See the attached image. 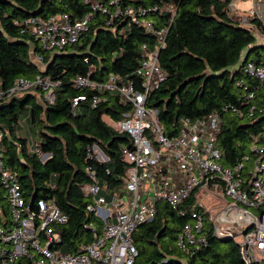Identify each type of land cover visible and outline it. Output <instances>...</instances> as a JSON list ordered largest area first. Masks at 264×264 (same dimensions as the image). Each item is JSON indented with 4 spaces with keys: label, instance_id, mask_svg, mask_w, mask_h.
<instances>
[{
    "label": "trees",
    "instance_id": "16d2710c",
    "mask_svg": "<svg viewBox=\"0 0 264 264\" xmlns=\"http://www.w3.org/2000/svg\"><path fill=\"white\" fill-rule=\"evenodd\" d=\"M230 1L120 0L110 5L108 0H102L108 12H101L93 11L84 0H0V90L8 89L17 77L32 79L37 74L58 82L51 103L43 99L39 90L0 99L3 163L17 172L26 203L30 199L33 203L38 198L52 199L67 217L65 223L53 225L60 237L54 248L75 252L90 242L92 232L85 225H92L100 233L101 223L86 210L91 198L83 187L93 180L89 170L106 200L113 192L124 193L128 163L121 149L131 148V140L102 117L117 121L129 106L118 100L115 91L100 94L101 100L92 106L93 91L73 83L77 75H86L82 58L94 66L90 75L94 81L102 82L109 74L117 76L118 83L140 79L134 73L140 61V46L153 50L155 38L127 16L107 23L109 14L113 15L117 8H141L145 12L137 17L150 21L156 29H167L164 45L157 52L165 77L146 98V105L156 108L164 134L176 135L183 118L216 112L219 132L215 146L223 166L234 165L244 155H250L251 161L254 155L248 147L254 137L264 144V83L234 69L246 61L264 64V42L257 41L264 37V27L255 18L249 19V26L240 24L226 9ZM165 6L173 9L171 21ZM152 7L156 10L151 11ZM59 13L73 19L90 14L87 29L78 41L59 51L41 49L33 37L20 32L21 25L14 23L29 16L46 18ZM34 54L40 56L42 70ZM235 81L253 91L249 102L243 99L244 89ZM78 96L84 99L72 109L71 100ZM251 104L261 107V114L248 117L247 107ZM230 106L242 115L233 113ZM23 124L28 125L31 142L21 135ZM93 146L106 160L95 158ZM41 154L47 157L40 160ZM192 199L189 195L182 202L183 215L164 201L156 202L154 218L139 224L131 234L136 250L131 264H244L238 242L213 236L207 222L203 246L186 251L176 247L177 233L190 220L187 210ZM1 214H7L5 207ZM10 264L31 262L19 257Z\"/></svg>",
    "mask_w": 264,
    "mask_h": 264
},
{
    "label": "built area",
    "instance_id": "2783aa9c",
    "mask_svg": "<svg viewBox=\"0 0 264 264\" xmlns=\"http://www.w3.org/2000/svg\"><path fill=\"white\" fill-rule=\"evenodd\" d=\"M84 1L90 4L93 11L108 12L102 0ZM119 1L108 0V4L115 5ZM226 9L237 12L235 16L240 24L249 26V19L255 18L264 27V0H252L251 6L243 11H239L231 0ZM165 10L171 14V21L172 7L165 6ZM144 12L141 8H117L113 15L109 14L107 21L111 23L114 18L127 16L155 38L153 50L147 49L144 44L140 46V61L134 71L139 80L118 83L119 78L109 74L102 82L94 81L90 79L94 66L86 58L81 59L86 65V75H77L73 79L75 87L93 91L92 106L101 100L100 94L106 91H115L118 100L129 106L119 120L106 119V124L126 133L131 140V148L121 149L128 163L123 177L124 193L113 192L106 200L99 194L100 188L89 170L88 176L93 180L83 187L91 198L86 210L101 223L100 233L97 234L92 225H85L92 232V240L79 246L75 252L59 251L54 248L60 237L53 225L65 223L66 215L52 199L38 198L34 203L30 199L26 203L17 172L3 163L0 148L2 264H10L19 257L27 258L31 264H131L136 255L131 234L139 224L154 218L156 202L164 201L172 210L183 215L185 210L181 209V204L189 195L193 198L187 210L190 220L181 226L175 241L179 250L203 246L206 241L204 224L207 222L215 237L234 240L240 237L239 255L244 264H264V144H259L258 137H254L248 147L254 158L249 161L250 155H244L240 161L226 167L221 164V153L215 146L219 132L216 112L195 119L183 118L174 136L163 133L157 110L146 105V98L165 77L157 52L164 45L167 29H156L150 21L137 17ZM89 17L90 14H86L73 19L67 13H59L46 18L29 16L20 23H14L21 25L20 32L33 37L41 49L59 51L78 41L87 29ZM33 59L42 70L44 66L40 56L34 54ZM234 69H241L259 84L264 83L263 63L246 61ZM235 84L244 89L242 97L249 102L253 91H247V86L241 81H235ZM57 85L58 82L39 74L32 79L17 77L8 89L0 90V99L40 91L43 99L51 103ZM83 99V96L73 98L71 108ZM230 109L236 115H242L239 109L233 106ZM261 111L262 108L254 104L247 107L248 117L261 114ZM1 137L0 132V140ZM33 151L37 153V150ZM95 158L100 160L96 155ZM103 160L106 159L100 161ZM205 199L218 200L214 211L206 207ZM3 207L7 209L6 215L1 214ZM236 228H241V232H237Z\"/></svg>",
    "mask_w": 264,
    "mask_h": 264
},
{
    "label": "rangeland",
    "instance_id": "374dc122",
    "mask_svg": "<svg viewBox=\"0 0 264 264\" xmlns=\"http://www.w3.org/2000/svg\"><path fill=\"white\" fill-rule=\"evenodd\" d=\"M233 4L236 5L237 3V6L236 8L239 9V11H243V10H247L250 6H251V3H252V0H232ZM246 12V11H244ZM233 15H237V12H234L232 11L231 12ZM239 13V12H238ZM242 14H247V13H242ZM257 41L258 42H264V39H259L257 38ZM104 120L106 121V119L104 118ZM21 135L25 136L29 142H31V137H30V134H29V129H28V125L27 124H23L22 125V129H21ZM94 152H95V155H99V159L102 160L103 157H101V154L99 153V151L97 149H92ZM39 159L41 160L42 157L41 155L39 156ZM205 205L208 209H212V211H214V208L216 206H218V200L215 199V200H206L205 199ZM241 228H236V231L237 232H241ZM234 231V229H233ZM235 240L236 242H239L240 241V237H235Z\"/></svg>",
    "mask_w": 264,
    "mask_h": 264
},
{
    "label": "water",
    "instance_id": "95a60500",
    "mask_svg": "<svg viewBox=\"0 0 264 264\" xmlns=\"http://www.w3.org/2000/svg\"><path fill=\"white\" fill-rule=\"evenodd\" d=\"M93 148H96V146H93ZM99 153L103 156L104 159H106V157L102 154V152L100 150H98ZM46 157V154H42V159L44 158L45 159ZM97 158H99V155H96Z\"/></svg>",
    "mask_w": 264,
    "mask_h": 264
},
{
    "label": "crops",
    "instance_id": "0c3cea01",
    "mask_svg": "<svg viewBox=\"0 0 264 264\" xmlns=\"http://www.w3.org/2000/svg\"><path fill=\"white\" fill-rule=\"evenodd\" d=\"M236 6H237V3H236ZM104 118H105V119H107V117H102V119H103V120H104ZM104 122L106 123V121H105V120H104ZM101 157H102V156H101Z\"/></svg>",
    "mask_w": 264,
    "mask_h": 264
}]
</instances>
